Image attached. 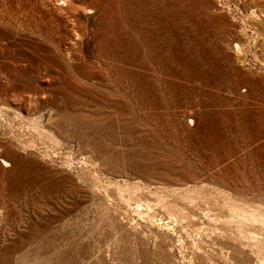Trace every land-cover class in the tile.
Segmentation results:
<instances>
[{
  "label": "rangeland",
  "instance_id": "374dc122",
  "mask_svg": "<svg viewBox=\"0 0 264 264\" xmlns=\"http://www.w3.org/2000/svg\"><path fill=\"white\" fill-rule=\"evenodd\" d=\"M0 144V264H264V0H0Z\"/></svg>",
  "mask_w": 264,
  "mask_h": 264
},
{
  "label": "bare ground",
  "instance_id": "6f19581e",
  "mask_svg": "<svg viewBox=\"0 0 264 264\" xmlns=\"http://www.w3.org/2000/svg\"><path fill=\"white\" fill-rule=\"evenodd\" d=\"M2 148H3V147H2V145L0 144V151L2 150ZM3 163H4V164H8V162H7L6 160H4V159H3ZM263 233H264V232H263Z\"/></svg>",
  "mask_w": 264,
  "mask_h": 264
}]
</instances>
